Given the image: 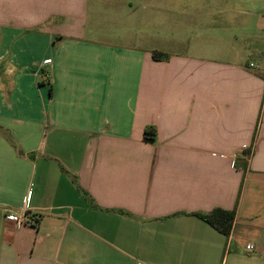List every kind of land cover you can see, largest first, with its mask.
Returning <instances> with one entry per match:
<instances>
[{
	"label": "crops",
	"instance_id": "1",
	"mask_svg": "<svg viewBox=\"0 0 264 264\" xmlns=\"http://www.w3.org/2000/svg\"><path fill=\"white\" fill-rule=\"evenodd\" d=\"M263 16L0 0V264H264Z\"/></svg>",
	"mask_w": 264,
	"mask_h": 264
},
{
	"label": "trees",
	"instance_id": "2",
	"mask_svg": "<svg viewBox=\"0 0 264 264\" xmlns=\"http://www.w3.org/2000/svg\"><path fill=\"white\" fill-rule=\"evenodd\" d=\"M153 56L154 58L168 57L167 54L157 50L153 52ZM144 136L147 140L154 141L157 138L156 127L153 125L147 126L144 131ZM195 214L225 235H229L231 233L233 221L235 218V211L217 208L209 213L200 212Z\"/></svg>",
	"mask_w": 264,
	"mask_h": 264
},
{
	"label": "rangeland",
	"instance_id": "3",
	"mask_svg": "<svg viewBox=\"0 0 264 264\" xmlns=\"http://www.w3.org/2000/svg\"><path fill=\"white\" fill-rule=\"evenodd\" d=\"M261 23L263 24V26H264V16L262 17V19H261ZM1 54V53H0ZM248 239H239V241L238 242H236V243H234L233 245H235V247H236V249L242 254V255H244L245 257L246 256H248V255H250V254H253L254 252H255V249L253 250V251H250L249 253H248V251H247V248H246V245H247V243H248ZM251 245H253L252 243H250ZM232 250H233V247L231 248Z\"/></svg>",
	"mask_w": 264,
	"mask_h": 264
},
{
	"label": "built area",
	"instance_id": "4",
	"mask_svg": "<svg viewBox=\"0 0 264 264\" xmlns=\"http://www.w3.org/2000/svg\"><path fill=\"white\" fill-rule=\"evenodd\" d=\"M251 66H254V64L251 63ZM8 217H9V219H11V220H15V221H17V223H20V224H21L22 222H24L22 218H20L19 216L15 215V214H9ZM247 249H248V251H253V250H254V246L251 245V244H248V245H247Z\"/></svg>",
	"mask_w": 264,
	"mask_h": 264
}]
</instances>
